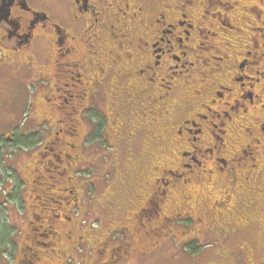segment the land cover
Instances as JSON below:
<instances>
[{"label":"flooded vegetation","instance_id":"flooded-vegetation-1","mask_svg":"<svg viewBox=\"0 0 264 264\" xmlns=\"http://www.w3.org/2000/svg\"><path fill=\"white\" fill-rule=\"evenodd\" d=\"M244 1L248 17L260 16L262 26L253 29L264 31V0ZM227 4L0 0V127L11 130V135L0 134V140L16 146L40 136L41 130L49 135L39 142L49 140L43 146L45 157L83 169L75 141L94 138L95 145L105 144L97 148L99 153L111 159L118 147L128 161L129 184L120 172L110 178L100 173L106 186L96 189L94 202L73 199L94 219L91 236L75 233L79 227L66 215L60 229L54 226L57 214L42 220L40 227L49 229L63 264L77 241L90 239L94 264H132L173 239L177 245L214 247L216 257L209 264H264V101L258 105L264 91V51L252 40L244 45L231 36L240 35L242 28L237 21L231 25ZM217 37L222 43L209 46L207 59L200 55L201 65L191 60L194 49ZM184 72L198 77L184 80ZM53 96L62 99L64 106L57 107L65 110L55 121L48 114L55 110ZM21 112L26 117L20 124ZM34 119L37 127H32ZM20 154L10 155L13 176L6 193L18 217L24 215V190L32 198V181L40 173ZM149 186L154 188L145 197ZM56 191L66 193L68 187ZM40 192L41 206L50 202L47 193L60 195L50 188ZM149 213L156 226L147 229ZM27 214L30 229L26 226L8 264H32V246L46 245L37 241L39 228L31 226L35 222ZM105 221L108 227L100 234Z\"/></svg>","mask_w":264,"mask_h":264},{"label":"rangeland","instance_id":"rangeland-1","mask_svg":"<svg viewBox=\"0 0 264 264\" xmlns=\"http://www.w3.org/2000/svg\"><path fill=\"white\" fill-rule=\"evenodd\" d=\"M227 1H228V4L225 5L227 7V11L225 13L227 14V17H230V18L232 17L231 18V25L235 24V21H237L236 26L238 28L239 27L242 28L241 31H239L241 33L240 35H238V36L231 35V36L235 37L234 39H236L237 37L242 39V43L244 45L250 44V41L252 40L255 43V45L258 46L256 49L259 52L264 51V46H263L264 45V31L253 29V27L262 26V23H260V16H256V18L253 20L250 17H248L247 11L245 10V6H244V2H246V1H244V0H227ZM229 3L231 5H229ZM214 9L212 10L213 12H214ZM257 12H258L257 10L254 11V9H253L252 13H255V15H256ZM248 13H250V12H248ZM257 14H259V13H257ZM227 17L222 16V20L227 22ZM203 21L205 22V21H207V19H204ZM252 23L255 24V26H253ZM221 43H222L221 37H217V40L209 41V45L205 44L201 50L199 49L200 47L197 49H194L195 52L194 53L191 52V60L194 61L195 63L199 62L201 65L202 61L204 59L199 58V57H201L200 55L204 54L205 57H203V58L207 59L208 55L211 54L209 46H213V45L219 46ZM113 48H114V56H116V54H119L118 48H116L115 46H113ZM215 55L220 56L217 53ZM114 56H112V57H114ZM205 62H206V60H205ZM259 71H262V69H259ZM182 76H183L184 80H186L185 78H187L188 76H191L192 78H194V77H198V74H194V73L187 74V72L186 73L184 72L182 74ZM187 79H189V78H187ZM218 79H221L220 75H219ZM255 91H258V89H256ZM260 94L262 97L259 98L258 105L262 104L264 101V91L261 92ZM33 96H34V93H32V99H33ZM55 97L56 96H53V98H54L53 103H52V101L50 103V105H52L53 108H55V110L50 111V112H48V110H47L48 114H50V116H51V120H53V121L61 118L63 111H65V110H61L57 107V105H59V104L61 106H64V104H62L63 103L62 99L59 98L58 96L55 99ZM39 113L44 114L43 112H39ZM35 115H36V113H34L33 117H35ZM256 115L258 117H261L262 112L260 110H257ZM36 118H38V115L35 117V119ZM35 119H34V121H35ZM61 125H63V124H61ZM64 128L66 129V127H64ZM10 131L11 130H9L7 127L6 128L0 127V134L1 135H5V134L11 135V134H8ZM64 134H65V132H64ZM26 153L27 152H25V151L23 153L21 152V154H20L21 158L20 159L31 160L32 161V168L33 167H37V168L39 167L38 168L40 171V173L38 174L39 178L35 179L36 190L32 186V198L28 197L29 192L27 190H24L23 197L25 198L26 209H25V207L23 209H21V211H24V215L22 217L16 216L12 209L7 211V213H9V214L6 215L5 211L3 209H5V208L8 209L7 201L5 200V197H4L3 201H0V216L2 217V220H3V222H1V223L4 225V228L6 226L7 233H9L11 231L13 233L17 232L19 234L18 235L16 233L13 236L12 234L10 235V233H9L8 234V235H10L9 237L2 239L3 242L0 243V247H3V248L0 250V264H8L7 263L8 258L11 257V255L13 254L14 247H16V246L19 247V245L21 243L20 241H22L24 239L25 233H26V231H28L26 226L30 229V227L28 225L30 218L27 214V210L29 213H32V214L34 213L31 220L33 222H35V224H32L31 226L32 227L34 226L35 228H39L38 230L40 233H45V232H43V231H45V229L40 227L41 222L44 219V217H40V213H42V215H45L43 212H40V211H42V209H40V207L46 208V212H50V211L55 212V213L57 212L56 209H55V211L52 210L49 207V204H48V207H46L44 205L41 206V203H42V200L44 197H42V192H40V190L45 189V188H50V192L55 193V191L57 189H60V188L64 189L66 187L67 182H68L66 179V177L68 175H65L66 172H64L61 169H58V170L53 171V172L52 171L46 172L43 170L41 165L37 164L36 158L33 156L32 152H29L28 154H26ZM7 155L8 156L6 157V159H4V166H5L4 170H7V167L10 166L11 168H9V171L13 173L12 165H11L13 158L9 154H7ZM1 161H3V159H1ZM125 164L126 163H124V165ZM0 167H1V165H0ZM49 169H50V167H49ZM117 171H118V169H117ZM0 172H1V169H0ZM124 175H127L126 172L122 173V171H120V176H124ZM0 182H2V191H4L5 188L9 187L8 183H4L1 180H0ZM129 183H130V179L128 177V184ZM112 185H114V184H112ZM0 187H1V185H0ZM153 188H154L153 186H149L148 188H146L143 191V195H145V197H148L150 195V193L152 192ZM140 189H141V184H140ZM129 190H132V189H129ZM3 196H4V194L2 193L1 197H3ZM38 196H41L42 200L37 202ZM60 198H61V196H60ZM66 200L68 201V199H66ZM135 202H141V201L135 200ZM25 203H24V205H25ZM62 208H65V207L63 206ZM126 210L127 209L125 208V211ZM125 211H124V213H125ZM71 215H72V213L68 214V216H71ZM151 216H152V213H149L150 220L145 219L146 220L145 225L147 226V229H150L153 226H156L154 219ZM33 217H34V219H33ZM36 222L39 224H37ZM9 223H12V228L9 226ZM105 223L106 224L102 223L100 225V227L98 229V233L103 234L106 232V228L108 227V221H105ZM43 235H45V234H43ZM53 240L54 239L50 238V237H48V240L46 238H44V236L38 237L37 241L45 243L46 245L43 247L39 245L40 247H42V248H39L40 251L42 250L41 253L33 251V253L36 256L32 255L33 256L32 264H41V263L63 264V261L65 260V258H63V255L60 253L58 246L55 245L53 242H51ZM4 241H5V243H4ZM206 242L209 243L207 240L204 243H206ZM191 243L192 242H190V244ZM181 244L187 245V244H185V242L180 241V244L177 245V247H176L174 242L168 241L164 244L161 251L158 250L155 254L150 255L146 260L137 261V263H134V264H178V263L180 264V263H184L186 260V257H185V255H181V253H182V248H184L185 246H180ZM44 248H46V249H44ZM199 251L201 254L200 253L195 254L193 259H196L198 262L203 261V264H209L210 259L213 257L212 254L214 251V247H205L204 246V247H202V249L200 247ZM71 257H73V258L76 257L75 259L77 261L80 259V256H78V255H75V256L70 255L68 258H71ZM35 258H39L40 261L34 262ZM174 258H175V260H174ZM86 261H87V263L84 262L82 264H90L88 262V259H86ZM71 264H76V262L72 261Z\"/></svg>","mask_w":264,"mask_h":264},{"label":"trees","instance_id":"trees-1","mask_svg":"<svg viewBox=\"0 0 264 264\" xmlns=\"http://www.w3.org/2000/svg\"><path fill=\"white\" fill-rule=\"evenodd\" d=\"M25 115H26L25 112L20 113V117H21L20 118V124H21V121H23L25 119V117H26ZM34 125L37 127L38 124L36 121L32 120V127ZM97 130L102 132V128H98ZM39 131L41 133L40 136L32 135V137H29V139L20 140V143H18V145H16V146L12 143L5 141V140H0V165H1V167H3L2 163H1V159H6V157L8 156L7 154L13 156V155H15L17 150H19V152H22V153L24 151L29 153V151L32 147V154L36 158L37 164L41 165V167L43 168L44 171H46V172L52 171L53 172V171H56L58 169H61L64 172H66L65 175H68L66 177V179L70 183V185L66 186V187H68V192L63 194L62 192L55 191L56 194L60 193V195L58 197L53 198V200L55 202L51 201L52 197H51V195H49L47 193V197L50 201L48 203L49 207L54 211L56 209L57 212L56 213L52 212V211L46 212V208L42 207V211H40V212H43L45 215H42V213H40V217H45V216L50 217V216H52V214H57V215H55V217L56 216H58V217H56V219H55L54 226L56 227V229H60V225L64 223V219H63L64 217L62 215L68 216L69 213L70 214L72 213V215L68 216V217H71L72 220L74 221V223L76 224V227H79V229L77 231H75V233L80 232V235H81L82 234L81 231H82L86 235L87 233L90 232V236H91L93 234V232L90 231L89 228L96 230V228H95L96 224H95V222H93L94 219H93V217L89 218V215H87L88 213L83 212V210L80 211V209L77 208L76 203H72L73 199L79 197L78 201L83 200L85 198L87 200L90 199L91 202H94L96 199L95 198L96 189H98L99 187H101L103 185L106 186V184H104L105 176L103 179H101V178H99V174L104 173L105 175L109 176V178H110V177H112V174L116 175L117 172L122 171V173H123L127 169V167L124 165V163H128V161H125V157L121 156V149L118 147L115 149H112L111 153H112L113 157L111 159H109L107 155L99 153L100 152L99 150H101V149H99V150L97 149V148L103 147V145H105V144L102 143L100 145H95V141H93L94 138H91L92 140L87 139L86 141H88V142H84V141L82 142L81 138H79V140L75 141V147L78 149H81L80 159L84 162V164H82L84 168L83 169L78 168V167L72 168L68 165L66 167L64 162H62V163L55 162V160L50 155H47L45 157V155H44L45 152L43 150V146L48 145L49 140L45 139L46 140V141L44 140L45 143L42 144L41 146H39V142H41V141L43 142L41 137L45 138V137H48L49 135H47L46 133H42L41 130H39ZM42 134H44V135L41 136ZM29 143H31L30 147H29ZM104 147H107V146H104ZM28 153H26V154H28ZM55 153H57V151H55ZM139 158H140V156H139ZM138 161H140V160L138 159ZM30 163H32V162H30ZM3 164H4V162H3ZM53 166L55 167V170H53ZM92 166H94V167H92ZM1 167H0V169H1L0 180L3 181L4 183L9 184V182L13 176L12 172H10L9 169L4 170ZM49 167H50V169H49ZM34 168H36V167H33L32 170H34ZM89 168H90V171H86V169H89ZM117 169H118V171H117ZM123 177L128 179V176H126V175H124ZM98 180L99 181L103 180V181L98 182ZM0 185H1L0 197H1V194L3 193L4 194L3 198L5 197V200L7 201L8 210L6 208L3 209L5 211V214L7 215V211H9L12 208V202L6 197L7 188H5L4 191H2V182H0ZM34 185L36 186V183L32 181V186L34 187ZM71 191H73L72 194H71ZM60 196H61V198H60ZM66 199H68V201ZM38 201L39 200H37V202ZM56 201H58L59 203H57ZM63 206L67 210H63V211H61L62 209L58 210L59 207H63ZM46 207H48V205H46ZM33 215H34V213L32 214V216ZM33 219H34V217H33ZM37 224H39V223H37ZM81 225H82V227H81ZM5 229H6V226L4 228V225L1 223V220H0V243L3 242L2 239L9 237L11 234L14 236L17 233V232L13 233L10 231L9 232L10 235H8L9 233H7V229L6 230ZM47 230L49 231V229H47ZM48 231H43L45 233H40L38 231V233H40V235L45 234L44 238H46L48 240V236L51 235L50 233H48ZM40 235L37 236V239ZM32 236H34V234H32ZM35 239H36V237H35ZM173 241H175V239H173ZM176 242L177 241H175L174 243L177 247ZM4 243H5V241H4ZM92 243H93L92 239H90V241L87 243L86 242L81 243V240L77 241L74 244V246L68 251V256L78 255V256H80V259L77 261L75 259L76 257L75 258L71 257L65 261L66 262L65 264H71L72 261H75L76 264H82L84 262L87 263L86 259H88V262L90 264H94V259L92 258L93 253L91 252L92 248L89 245ZM180 246H185V245H180ZM202 246H204V244ZM2 248L3 247H0V250ZM39 248L40 247H38V246H32V255L33 256H35L33 251H36L38 253L42 252V250L40 251ZM58 248H59V246H58ZM197 253H200L198 245H196V246L190 245L189 247L185 246L184 248H182L181 255H185L186 260L184 263H180V264H203V261L198 262L196 259H193L194 255ZM152 254H154V253H152ZM152 254H150V255H152ZM212 255H213V257H216L215 254H212ZM33 256H32V259H33ZM37 260H38V258H37ZM142 260H146V259L135 258L134 263H137V261H142ZM174 260H175V258H174ZM34 261L36 262V258ZM134 263H132V264H134Z\"/></svg>","mask_w":264,"mask_h":264},{"label":"bare ground","instance_id":"bare-ground-1","mask_svg":"<svg viewBox=\"0 0 264 264\" xmlns=\"http://www.w3.org/2000/svg\"><path fill=\"white\" fill-rule=\"evenodd\" d=\"M70 109V108H69ZM71 113V112H70ZM88 137V136H87Z\"/></svg>","mask_w":264,"mask_h":264}]
</instances>
